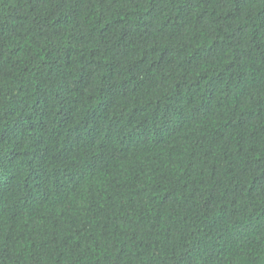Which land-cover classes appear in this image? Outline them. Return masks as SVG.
<instances>
[{
  "label": "trees",
  "instance_id": "1",
  "mask_svg": "<svg viewBox=\"0 0 264 264\" xmlns=\"http://www.w3.org/2000/svg\"><path fill=\"white\" fill-rule=\"evenodd\" d=\"M0 264H264V0H0Z\"/></svg>",
  "mask_w": 264,
  "mask_h": 264
}]
</instances>
